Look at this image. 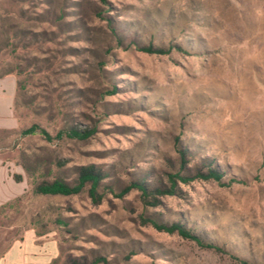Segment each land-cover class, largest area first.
Listing matches in <instances>:
<instances>
[{"label": "rangeland", "instance_id": "1", "mask_svg": "<svg viewBox=\"0 0 264 264\" xmlns=\"http://www.w3.org/2000/svg\"><path fill=\"white\" fill-rule=\"evenodd\" d=\"M151 44L182 49H138ZM4 76L18 125L0 132V160L23 193L0 207V257L37 234L57 247L48 264H264V0H0ZM177 138L189 168L208 157L222 180L179 184L156 207L136 189L118 197L132 182L168 186ZM91 166L99 202L91 184L36 191Z\"/></svg>", "mask_w": 264, "mask_h": 264}, {"label": "trees", "instance_id": "2", "mask_svg": "<svg viewBox=\"0 0 264 264\" xmlns=\"http://www.w3.org/2000/svg\"><path fill=\"white\" fill-rule=\"evenodd\" d=\"M106 1V0H103ZM182 49L180 46L172 45V47L163 46H139L138 49L144 53L156 54V55H168L172 52L173 48ZM116 90V88H114ZM32 128L28 130V133L34 132ZM40 133L45 137H49L48 134L41 130ZM93 133L91 131H78L74 128L68 132V135L75 138L86 139ZM49 139V138H48ZM179 153V165L174 172L167 173L168 186L162 183H156L148 186L141 182H132L131 184L123 187L118 194V197H123L131 190L136 189L141 192L142 201L146 206L156 207L160 205V198L164 196H174L179 194V184H189L195 180L201 181H221L224 177V172L219 168L218 164L208 157L200 158V161L195 164L194 167L189 168L190 160L188 158V152L182 147L181 141L175 139ZM103 172L97 170L94 166L82 167L79 169L78 178L75 184L63 180H55L53 182H43L37 186L36 191L45 195H73L78 194L86 184H91L90 195L96 202L101 200V195L97 192V188L101 185L103 178ZM146 222L150 223L158 231L166 232L169 234H178L184 239H188L196 242L199 246L204 248H215L212 243L204 242L203 239L195 234L192 230L188 229L181 222L164 223L158 222L154 219H147ZM106 263L103 257L95 258L91 263L79 262L78 260H72L71 264H99Z\"/></svg>", "mask_w": 264, "mask_h": 264}, {"label": "crops", "instance_id": "3", "mask_svg": "<svg viewBox=\"0 0 264 264\" xmlns=\"http://www.w3.org/2000/svg\"><path fill=\"white\" fill-rule=\"evenodd\" d=\"M16 83L8 76L0 77V132L13 130L18 123L14 114ZM8 166L0 160V207L23 193L18 189ZM37 234H24L1 257L0 264H48L57 254L52 242L36 243Z\"/></svg>", "mask_w": 264, "mask_h": 264}]
</instances>
